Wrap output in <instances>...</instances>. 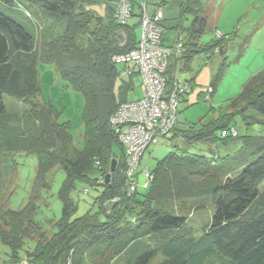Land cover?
Here are the masks:
<instances>
[{
	"label": "trees",
	"instance_id": "16d2710c",
	"mask_svg": "<svg viewBox=\"0 0 264 264\" xmlns=\"http://www.w3.org/2000/svg\"><path fill=\"white\" fill-rule=\"evenodd\" d=\"M120 1L0 0L21 17L17 20L0 11V128L9 117L5 97L30 106L36 117L27 123L28 132L17 130L18 135L0 137V152L36 155L39 183L58 166L66 174L58 195L64 207L56 222L57 231L51 236L42 231L34 220L36 207L30 204L21 211L0 212L2 242L18 258L26 240L41 231L34 250L27 252V264H153L158 258L155 264H264V137H240L234 129L237 120L264 125V70L250 79L231 109L183 128L177 121L160 141L172 134L173 141L184 145L182 153L166 156L153 170L146 167L150 177H146L145 192H139L138 176L146 151L137 172L128 178L125 147L110 124L118 107L130 102L127 93L140 77L132 64L113 61L115 56L133 50L141 38L136 33L143 15L141 0H128L131 16L126 20L116 17ZM150 1L147 9L151 18L162 15L163 45H183L181 52L169 58V87L181 67L184 72L190 70L195 55L205 53L210 58L217 49L221 55L226 53L231 40L228 36L199 46L207 19L200 13L198 0L182 4L181 12L194 17L188 28H170L181 30L173 42L163 16L165 1L151 10ZM135 5L140 9L138 14ZM93 6L101 11L91 10ZM134 17L138 23L130 24ZM41 21L49 22V28ZM60 25V32L53 31ZM41 62L54 63L63 79L85 97L83 149L75 147L67 126L57 124L56 113L47 102L38 103ZM226 68L224 60L206 90L208 101ZM194 82L195 78L184 82L189 92L182 96V102L187 101ZM210 88L213 93L209 94ZM238 139L241 147L231 155L221 157L213 150ZM200 145L210 146L213 157L190 153L191 147ZM240 158L244 162L235 167L233 161ZM113 160H117V167L108 182ZM78 184L100 193L92 209L74 218L77 205L72 194ZM208 205L210 218L200 224L197 234L189 226V216Z\"/></svg>",
	"mask_w": 264,
	"mask_h": 264
},
{
	"label": "rangeland",
	"instance_id": "374dc122",
	"mask_svg": "<svg viewBox=\"0 0 264 264\" xmlns=\"http://www.w3.org/2000/svg\"><path fill=\"white\" fill-rule=\"evenodd\" d=\"M161 1H165L163 16L166 27L170 29L181 25L180 28L184 29L191 26L194 15L185 11L181 12L182 4L186 0H151L150 10ZM198 1L200 3L198 5L200 13L205 15L207 19V29L198 41L199 46L204 47L220 36H228L231 40L224 55L219 54V49L211 54L210 58H207V54L201 53L195 55L189 71L184 72L183 67L178 70L183 83L195 78L193 91L187 96V101L181 102L179 106L178 121L181 127L198 123L207 117L212 118V116L219 115L221 112L224 113L228 108L231 109L232 103L240 97L250 79L264 70V0ZM91 10L99 11L100 8L93 6ZM0 11L17 20H21L20 16L10 12L2 2H0ZM139 11L138 5H135L134 12L138 14ZM38 16L37 18L42 20ZM41 23L45 28H49L46 27L50 25L49 22L41 21ZM129 23H138V18L130 19ZM91 28L94 29V24L91 25ZM62 29L63 26L60 25V27L56 26L53 31L60 32ZM177 31L181 30H168L169 41L173 42L175 40ZM136 33L138 38H140V25L137 26ZM224 60L227 62V68L220 81L217 82V89L211 101H208L209 95L205 94L206 90L212 84L217 70ZM39 79L41 86V97H39V100L41 101L38 100V103L47 102L56 113L57 124L67 126L74 139L75 147L83 149L85 145L83 109L86 104L84 95L73 89L63 79L54 63L41 62L39 64ZM134 82V88L127 93V98L130 102L137 101L143 96L144 88L140 77H136ZM120 83L119 79L117 86ZM4 102L7 107L6 114L9 117H7L5 124L0 128V137L18 135L24 130L28 132L29 126L27 127V123L36 119L35 115H33L34 112L30 111V106L9 97H5ZM261 118L264 121V117ZM234 129L239 133L240 137L245 135L264 137V125L262 124L246 125L241 120H237ZM17 130L20 132H16ZM241 144L242 141L238 139L231 142L226 148L221 146L213 150L219 156L224 157L235 153L241 147ZM182 148H184V145L180 141L172 140V134L162 139L159 144L151 145L142 158L141 172L138 176L140 181L138 191L145 192L146 175L142 170H145L146 167L153 170L157 163L166 156L173 153L181 154ZM190 153L202 154L208 158L213 157L208 145L193 146L190 148ZM233 162L234 166L237 167L244 160L240 158ZM38 167L39 159L36 155H27L25 153L3 154V152H0V212H17L30 204H34L36 207L35 222L41 227L42 231L51 236L57 231L56 222L62 217L64 205L58 195L66 179V174L58 166L47 174L44 182L39 183L37 178ZM99 193L100 191L78 184L77 190L72 194L77 205L73 217H83L92 209L95 198ZM210 209V205H208L204 211L196 212L193 215L190 214L189 226L194 228L195 233L199 234L200 231L197 232V230L200 224L210 218ZM1 226L2 223L0 222V231ZM41 234V231H36L32 237L33 239L26 240L24 248L19 250L17 254L18 258H14L11 247L2 242L0 238V264L27 263V252L30 253L34 250L35 242L39 240ZM151 243L155 247L158 245L155 242ZM158 259H155L153 264L157 263ZM36 264L41 263L37 262Z\"/></svg>",
	"mask_w": 264,
	"mask_h": 264
},
{
	"label": "built area",
	"instance_id": "2783aa9c",
	"mask_svg": "<svg viewBox=\"0 0 264 264\" xmlns=\"http://www.w3.org/2000/svg\"><path fill=\"white\" fill-rule=\"evenodd\" d=\"M148 1L141 0L142 34L137 46L113 58L117 64H132L138 71L144 88L141 99L121 104L110 119L111 127L125 147L128 178H132L137 172L145 151L151 145L158 144L176 126L182 96L189 92L179 71L174 76L173 85H168L166 71L169 58L172 53L181 52L183 45L179 43L173 48L163 45L164 29L159 24L162 15L159 13L151 18L147 9ZM130 11L128 0H121L116 17L126 20L131 16ZM208 92L213 93L212 88ZM144 173L147 178L150 177L148 168H145ZM135 189L136 185L132 183L131 190Z\"/></svg>",
	"mask_w": 264,
	"mask_h": 264
},
{
	"label": "water",
	"instance_id": "95a60500",
	"mask_svg": "<svg viewBox=\"0 0 264 264\" xmlns=\"http://www.w3.org/2000/svg\"><path fill=\"white\" fill-rule=\"evenodd\" d=\"M117 167V160H113L111 168H110V173L107 174L106 176V180L109 182L110 178H111V174H113L116 170Z\"/></svg>",
	"mask_w": 264,
	"mask_h": 264
}]
</instances>
